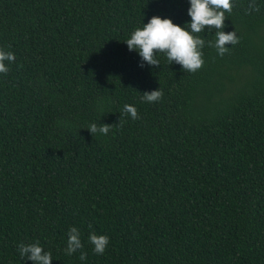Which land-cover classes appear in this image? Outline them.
<instances>
[{
	"label": "trees",
	"instance_id": "trees-1",
	"mask_svg": "<svg viewBox=\"0 0 264 264\" xmlns=\"http://www.w3.org/2000/svg\"><path fill=\"white\" fill-rule=\"evenodd\" d=\"M234 0L222 58L214 31L196 73L131 33L153 16L190 24L188 0H0V264H264V0ZM163 91L157 103L141 99ZM125 104L139 119L122 116ZM124 122L119 125V120ZM91 123L116 125L91 135ZM89 225L92 227L89 228ZM81 233L87 259L65 254ZM107 235L104 255L89 234Z\"/></svg>",
	"mask_w": 264,
	"mask_h": 264
},
{
	"label": "clouds",
	"instance_id": "clouds-1",
	"mask_svg": "<svg viewBox=\"0 0 264 264\" xmlns=\"http://www.w3.org/2000/svg\"><path fill=\"white\" fill-rule=\"evenodd\" d=\"M190 7L188 16L191 18L190 24L186 27L174 24L171 19H162L153 16L147 24L137 27L124 43L128 50L135 51L141 58V67L145 64L149 66H160L157 56H164L169 65L175 63L181 66L187 73H196L201 70L205 61L202 49L205 47V40L199 35L204 31H214V41L208 42V47H214L217 54L222 58L229 53L230 48L239 44L240 40L236 31L225 32V21L232 14L235 7L234 0H188ZM260 8L255 0H250L245 14L259 12ZM16 56L11 51L0 48V74L7 75L10 71L9 65L15 63ZM163 98V91L155 90L145 92L141 99L147 103H157ZM122 116H130L132 120L139 119L138 110L129 104H125L122 109ZM123 120H119L122 126ZM116 125H98L91 123L87 129L91 135H108ZM92 226L89 225V228ZM107 235H98L92 231L88 237V243L93 246V251L97 255H104L108 245ZM67 246L65 254L71 256L77 251L80 252L79 259L85 261L87 253L83 251L81 233L76 227H71L67 233ZM20 257L32 264H52V253L45 251L39 241L31 244L20 243L18 245Z\"/></svg>",
	"mask_w": 264,
	"mask_h": 264
}]
</instances>
